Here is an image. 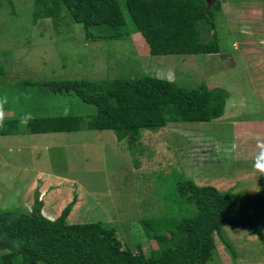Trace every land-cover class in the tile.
<instances>
[{"label":"rangeland","instance_id":"374dc122","mask_svg":"<svg viewBox=\"0 0 264 264\" xmlns=\"http://www.w3.org/2000/svg\"><path fill=\"white\" fill-rule=\"evenodd\" d=\"M11 1L13 7L0 0L5 119L31 113L84 120L78 131L32 133L22 125L19 134L0 135L1 211L29 212L39 197L46 217L55 219L75 200L69 223L104 222L125 246L137 252L140 245L148 255L158 244L147 237L142 221L184 214L175 202L177 179L191 178L223 192L260 190L264 174L253 165L257 141L264 142V0L223 1L215 29L199 24L202 40L216 35L220 52L183 55H151L129 16L128 39L93 40L67 16L35 23L33 0ZM98 29L91 32L102 36ZM145 75L189 89L204 85L212 103L222 90L224 113L205 122L142 128L138 142L130 143L113 130L87 128L96 108L74 92L54 93L37 84ZM215 243L206 264H264V240L246 228L224 226Z\"/></svg>","mask_w":264,"mask_h":264},{"label":"trees","instance_id":"16d2710c","mask_svg":"<svg viewBox=\"0 0 264 264\" xmlns=\"http://www.w3.org/2000/svg\"><path fill=\"white\" fill-rule=\"evenodd\" d=\"M225 0H33L34 22L69 17L82 24L88 39H128L131 26L149 46L151 55L215 54L216 35L203 41L199 24L215 29L214 16ZM13 7V2L10 0ZM99 27L102 36L93 34ZM105 29L108 33L104 35ZM54 93L74 92L92 104L96 113L91 130H113L119 140H139L142 128L157 130L169 122H205L220 118L226 100L222 90L212 103L202 85L186 88L174 80L145 75L113 80L64 79L37 83ZM83 117H33L26 128L32 133L70 132L83 127ZM20 118L4 120L0 135L20 133ZM260 190L249 195L199 185L191 178L177 179L175 191L181 216L142 221L146 235L158 248L150 254L139 245L132 251L104 222L69 223L75 200L50 219L36 197L26 213L0 210V264H206L216 248L215 233L224 226L246 228L264 240V175Z\"/></svg>","mask_w":264,"mask_h":264},{"label":"clouds","instance_id":"9594fccd","mask_svg":"<svg viewBox=\"0 0 264 264\" xmlns=\"http://www.w3.org/2000/svg\"><path fill=\"white\" fill-rule=\"evenodd\" d=\"M7 95L0 97V127L4 126L5 120V105L8 104ZM33 119L31 113H28L20 118L21 125H27L29 120ZM258 154L255 156L254 169L261 174H264V142L257 141Z\"/></svg>","mask_w":264,"mask_h":264},{"label":"crops","instance_id":"0c3cea01","mask_svg":"<svg viewBox=\"0 0 264 264\" xmlns=\"http://www.w3.org/2000/svg\"><path fill=\"white\" fill-rule=\"evenodd\" d=\"M242 3H244V2H242ZM246 3H247V2H246ZM244 4H245V3H244ZM43 209H44V205H43V208H42V212H44V215H45V214H48L47 210L44 209V211H43ZM61 213H62V212H61ZM45 216H46V215H45ZM52 219H54V218L52 217Z\"/></svg>","mask_w":264,"mask_h":264}]
</instances>
